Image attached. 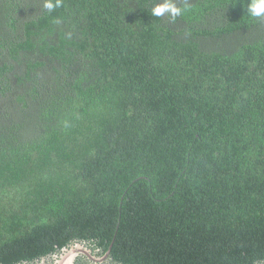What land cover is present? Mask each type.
<instances>
[{
  "label": "trees",
  "instance_id": "trees-1",
  "mask_svg": "<svg viewBox=\"0 0 264 264\" xmlns=\"http://www.w3.org/2000/svg\"><path fill=\"white\" fill-rule=\"evenodd\" d=\"M188 3L0 0V264H264V19Z\"/></svg>",
  "mask_w": 264,
  "mask_h": 264
},
{
  "label": "clouds",
  "instance_id": "clouds-1",
  "mask_svg": "<svg viewBox=\"0 0 264 264\" xmlns=\"http://www.w3.org/2000/svg\"><path fill=\"white\" fill-rule=\"evenodd\" d=\"M63 6V0H42V10L52 13ZM188 0H153L151 15L153 17L163 18L167 15L174 23L178 17H182L191 10ZM247 13L255 19H264V0H250L247 4ZM59 24V19L54 21ZM71 34L69 33V37Z\"/></svg>",
  "mask_w": 264,
  "mask_h": 264
},
{
  "label": "water",
  "instance_id": "water-1",
  "mask_svg": "<svg viewBox=\"0 0 264 264\" xmlns=\"http://www.w3.org/2000/svg\"><path fill=\"white\" fill-rule=\"evenodd\" d=\"M111 254L110 250L103 256H98L92 249L84 244H77L70 249L64 250V253L57 257L54 264H76V260L80 255H85L89 260L96 264H104L107 262Z\"/></svg>",
  "mask_w": 264,
  "mask_h": 264
},
{
  "label": "rangeland",
  "instance_id": "rangeland-1",
  "mask_svg": "<svg viewBox=\"0 0 264 264\" xmlns=\"http://www.w3.org/2000/svg\"><path fill=\"white\" fill-rule=\"evenodd\" d=\"M78 258H79V257H78ZM78 258H77V259H78ZM76 261H77V260H76Z\"/></svg>",
  "mask_w": 264,
  "mask_h": 264
},
{
  "label": "flooded vegetation",
  "instance_id": "flooded-vegetation-1",
  "mask_svg": "<svg viewBox=\"0 0 264 264\" xmlns=\"http://www.w3.org/2000/svg\"><path fill=\"white\" fill-rule=\"evenodd\" d=\"M105 264V263H104Z\"/></svg>",
  "mask_w": 264,
  "mask_h": 264
}]
</instances>
